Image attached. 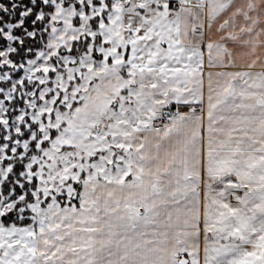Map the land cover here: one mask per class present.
Returning <instances> with one entry per match:
<instances>
[{"label": "snow or ice", "instance_id": "1", "mask_svg": "<svg viewBox=\"0 0 264 264\" xmlns=\"http://www.w3.org/2000/svg\"><path fill=\"white\" fill-rule=\"evenodd\" d=\"M0 264H264V0H0Z\"/></svg>", "mask_w": 264, "mask_h": 264}]
</instances>
